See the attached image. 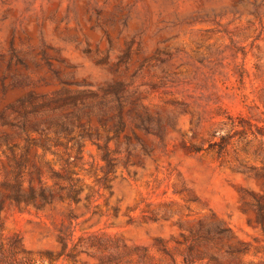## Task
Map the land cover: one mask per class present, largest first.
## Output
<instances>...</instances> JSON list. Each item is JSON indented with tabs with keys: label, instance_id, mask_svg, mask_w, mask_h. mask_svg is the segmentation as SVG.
<instances>
[{
	"label": "rangeland",
	"instance_id": "374dc122",
	"mask_svg": "<svg viewBox=\"0 0 264 264\" xmlns=\"http://www.w3.org/2000/svg\"><path fill=\"white\" fill-rule=\"evenodd\" d=\"M15 159L52 193L0 205L33 264H264V0H0L3 197Z\"/></svg>",
	"mask_w": 264,
	"mask_h": 264
},
{
	"label": "trees",
	"instance_id": "16d2710c",
	"mask_svg": "<svg viewBox=\"0 0 264 264\" xmlns=\"http://www.w3.org/2000/svg\"><path fill=\"white\" fill-rule=\"evenodd\" d=\"M68 94H66V101L72 102V104H75L76 100L79 98L77 96L78 91L74 92L75 94H70L69 91H66ZM21 110L18 112H21L23 116L29 114H35L38 111V108L41 105V101L38 102L35 97L29 96L26 99H21L19 102ZM104 104L100 103L98 105L97 114L99 116V121L102 124V127L105 129V131L108 133L112 129L107 126V119L104 117L103 112ZM86 109L92 110L93 108L91 106H88ZM75 118L79 119L78 113L75 111L68 112L63 116V118L57 117L55 119L51 118L45 126H42L39 122L31 123L30 129L33 131H46L47 129L52 128L55 134H58L61 131H65L66 134H69L72 131L71 128V122L70 119ZM20 127L24 131L27 130L26 123L22 122L20 124ZM83 131L81 133V137H92L91 132L89 131V128L87 126H82ZM98 132L95 133L97 136ZM106 139H109L108 137ZM102 157L107 162L108 167H112L114 164V159L110 156V151L106 147V144L102 147ZM9 149H11V153L13 154L14 150L12 149V146H9ZM15 166L13 170V178L5 181L3 187L6 189V193L4 194V197L0 194V205H2L6 200L9 202H13L15 204H21V203H32L34 205H37V202L41 201H47L52 197V193L47 191L45 188L40 187L38 191H36L35 187L32 185H29L27 188H23V184L18 178L20 174V169L22 166V159H15L14 160ZM68 161H66V164ZM6 199V200H5ZM59 241L62 242L63 246L66 245V242L64 241V238L60 235ZM25 251L22 248L20 244V240L18 238H15L14 240H10L6 247H3L1 245L0 247V264H33V260L28 257L27 255H22L20 257H17L19 254H24Z\"/></svg>",
	"mask_w": 264,
	"mask_h": 264
}]
</instances>
